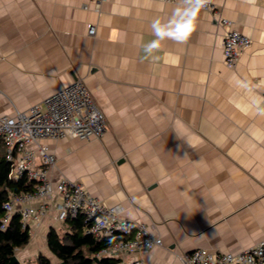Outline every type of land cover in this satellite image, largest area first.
<instances>
[{
    "label": "crops",
    "instance_id": "1",
    "mask_svg": "<svg viewBox=\"0 0 264 264\" xmlns=\"http://www.w3.org/2000/svg\"><path fill=\"white\" fill-rule=\"evenodd\" d=\"M215 4L217 14L199 9L186 39L165 37L147 55L153 25L171 30L185 4L0 0V113L82 79L107 117L100 139L44 142L56 155L54 183L81 182L162 237V246L118 253L122 264H185L197 248L237 253L264 240V0ZM222 17L252 40L234 68ZM51 205L28 245L55 227ZM36 254L16 252L21 264Z\"/></svg>",
    "mask_w": 264,
    "mask_h": 264
},
{
    "label": "built area",
    "instance_id": "2",
    "mask_svg": "<svg viewBox=\"0 0 264 264\" xmlns=\"http://www.w3.org/2000/svg\"><path fill=\"white\" fill-rule=\"evenodd\" d=\"M161 1L185 4L184 0ZM200 9L218 13L215 0H206ZM221 23L225 27L224 61L228 67L234 68L252 40L236 29L231 19L222 17ZM96 31V25H88L90 36H94ZM106 127L107 117L82 79L74 80L27 110L0 113V141L6 148L7 159L14 162L12 177L18 179L26 175L37 182L33 191L11 194L4 204L6 214L1 228H7L17 211L21 214L24 228H36L52 207L53 200L57 217L62 222L81 214L88 222L87 232L98 238L116 233L125 235L103 248L98 257H115L121 252L132 253L162 246V237L154 234L146 223L124 217L122 207L104 204L90 194L81 182L62 178L54 183L48 175V169L56 163V155L49 151L44 142L46 139H60L68 135L82 140L100 139ZM183 261L185 264H264V240L237 253L197 248L183 255ZM116 264L122 263L119 261ZM130 264L146 263L136 258Z\"/></svg>",
    "mask_w": 264,
    "mask_h": 264
},
{
    "label": "trees",
    "instance_id": "3",
    "mask_svg": "<svg viewBox=\"0 0 264 264\" xmlns=\"http://www.w3.org/2000/svg\"><path fill=\"white\" fill-rule=\"evenodd\" d=\"M14 162L7 159L6 148L0 141V264H8L18 248L26 246L32 232L28 227H23L21 214L15 212L6 229H2V221L6 211L4 204L10 199L11 194H22L33 191L37 182L30 180L26 175L18 179L12 177ZM88 222L83 215L68 217L64 221L62 232L51 227L46 236L49 252L58 259V263L65 264H116L120 259L114 256L94 257L115 240L125 237L122 233L111 236L96 237L87 232ZM21 264V263H17ZM36 264H53L51 257L40 253Z\"/></svg>",
    "mask_w": 264,
    "mask_h": 264
},
{
    "label": "clouds",
    "instance_id": "4",
    "mask_svg": "<svg viewBox=\"0 0 264 264\" xmlns=\"http://www.w3.org/2000/svg\"><path fill=\"white\" fill-rule=\"evenodd\" d=\"M184 2L186 6L177 12L176 21L170 25L171 30H166L156 24L153 25L157 39L144 47V51L147 55H151L154 50L158 49L160 40L165 37L174 39L187 38V32L194 27L195 15L199 9L203 7L206 0H184ZM181 29H186L187 31H181Z\"/></svg>",
    "mask_w": 264,
    "mask_h": 264
},
{
    "label": "rangeland",
    "instance_id": "5",
    "mask_svg": "<svg viewBox=\"0 0 264 264\" xmlns=\"http://www.w3.org/2000/svg\"><path fill=\"white\" fill-rule=\"evenodd\" d=\"M53 219V222H54V226L59 228V231L62 232V229L63 227H60V224H62V222L58 219L57 215L56 216H53L52 217ZM33 231V230H32ZM43 234H47L46 231L43 232ZM33 238V236H32ZM41 238V239H40ZM28 248L29 251H32V250H36V253L39 255L40 253L42 254H46V255H49L51 257V260H52V263L53 264H56L58 263V259L56 257H54L48 250L47 248V243H46V240L44 237H37L35 240H33L29 245L27 244L26 246H24V248ZM20 253L18 252V256L21 257V255H19ZM37 254L35 257H30L26 260V264H36L37 262Z\"/></svg>",
    "mask_w": 264,
    "mask_h": 264
},
{
    "label": "water",
    "instance_id": "6",
    "mask_svg": "<svg viewBox=\"0 0 264 264\" xmlns=\"http://www.w3.org/2000/svg\"><path fill=\"white\" fill-rule=\"evenodd\" d=\"M96 260H98V256H95L94 257ZM17 263H20V260L18 259L17 255H13L9 261L8 264H17ZM59 264H65L64 262H60Z\"/></svg>",
    "mask_w": 264,
    "mask_h": 264
},
{
    "label": "snow or ice",
    "instance_id": "7",
    "mask_svg": "<svg viewBox=\"0 0 264 264\" xmlns=\"http://www.w3.org/2000/svg\"><path fill=\"white\" fill-rule=\"evenodd\" d=\"M186 29H181V31H185Z\"/></svg>",
    "mask_w": 264,
    "mask_h": 264
}]
</instances>
